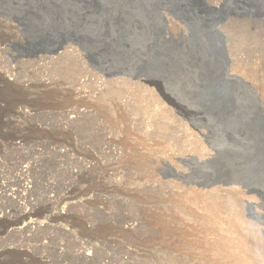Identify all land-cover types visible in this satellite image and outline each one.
Returning <instances> with one entry per match:
<instances>
[{
  "label": "rangeland",
  "instance_id": "1",
  "mask_svg": "<svg viewBox=\"0 0 264 264\" xmlns=\"http://www.w3.org/2000/svg\"><path fill=\"white\" fill-rule=\"evenodd\" d=\"M253 1L257 9L247 11ZM99 3L103 7L94 11L86 10L82 0H0V264H208L200 250L187 252L179 243L193 240L205 248L210 238L204 231L213 226L206 219L220 199L219 210L227 206L226 213H219L225 215L222 223L231 225L237 209L246 226L256 225L264 244L263 196L242 185L235 169H226L231 158L225 150L231 142L220 134L218 105L207 99V80H218L239 110L264 113V0ZM181 7L219 17L206 28L218 50L214 67L189 49L190 33L197 28ZM53 10L61 14L55 22ZM119 16L125 19L122 25L114 21ZM106 18L107 44L112 46L108 53L101 48ZM52 25L58 31L56 51L28 53L34 29ZM155 43L177 46L185 64L162 79L138 77L137 54ZM95 52L105 61L94 60ZM41 85L58 100L66 97L70 104L65 109L76 106L81 113L67 119L58 108L38 107L30 116L13 117L11 108L20 109V100L34 103ZM18 165L26 168L22 182ZM225 174L234 180L224 183L220 179ZM188 205L195 209L191 212ZM159 217L173 226L172 232L156 228L153 222ZM35 220L43 227L30 231L27 224ZM107 228L111 234L104 237L116 244L101 235ZM247 230L239 229V235ZM89 243L95 249L82 257L79 246L88 249ZM256 255L250 256L260 263Z\"/></svg>",
  "mask_w": 264,
  "mask_h": 264
},
{
  "label": "bare ground",
  "instance_id": "2",
  "mask_svg": "<svg viewBox=\"0 0 264 264\" xmlns=\"http://www.w3.org/2000/svg\"><path fill=\"white\" fill-rule=\"evenodd\" d=\"M199 12H200V14H202V15H199ZM198 12V14L197 13H193L192 14V16H190V17H187V19H189L190 20V23L192 24V25H195L196 26V28H197V30H194V31H192L191 33H190V35H191V39H192V42H191V44H190V46H189V49L190 48H192V51L195 53V56H196V59H198V60H200L201 61V63H202V61H203V63H206V65L208 66L209 65V63L211 64V66H213L214 67V64H215V59H216V57H217V55H216V53H217V46H216V43H215V41L213 40V37H212V34L210 33V31L208 30V29H206L207 27H210L211 25H213V24H215V22L214 21H216L217 20V18H219V17H217V16H213V15H209V16H207L206 14H204L205 12H206V10H200ZM207 13V12H206ZM204 14V15H203ZM211 14V13H210ZM186 21V20H185ZM189 38V37H188ZM204 43H206V45L204 44ZM203 46H202V45ZM185 49V48H184ZM219 53V52H218ZM182 54H184V53H182ZM185 54H186V52H185ZM185 57V56H184ZM184 57L182 56V55H180L179 57H178V62L179 63H181V64H185V62H184ZM219 57V56H218ZM198 67V66H197ZM207 69V68H206ZM193 70V69H192ZM198 71V70H197ZM208 73V72H207ZM215 73V72H214ZM195 74H196V72H195ZM199 74V73H198ZM201 75V74H200ZM209 76V75H208ZM218 76V75H217ZM5 77V74H3V76H2V78H4ZM219 77V76H218ZM3 80H5V78L3 79ZM2 80V81H3ZM6 81V80H5ZM218 81V80H217ZM4 82V81H3ZM2 82V83H3ZM222 81H220V83H221ZM8 83H10V82H8ZM4 84V83H3ZM5 84H7V82H5ZM45 84V83H44ZM46 85H47V83H46ZM45 85V87L43 86V85H41V87L43 88L42 90V92L40 93V96L37 98V100L34 102V103H29V102H25V101H22L21 102V100H20V102H19V100L17 101V102H19V106H20V109H18V110H13V108H11V111H12V115H13V117H18V118H24L25 116H30L31 115V112H34L35 110H36V108H38V107H43V108H48L49 107V109L50 108H55V109H60L61 110V112H62V114L67 118V119H72V118H76L78 115H79V113H81V111L76 107V106H74V107H70L69 109H65V106L66 107H68L67 105H66V103H68V105L70 104V102L68 101V100H66L65 98H60L59 100L57 99V97L56 96H53V93L47 88V86ZM222 86H224V85H222ZM4 87L6 88V85H4ZM7 87H8V85H7ZM36 87V86H35ZM27 88V87H26ZM47 88V89H46ZM78 89H80V88H78ZM41 90V89H40ZM54 92V91H53ZM67 93V92H66ZM79 93H81L80 91L78 92V94ZM55 94V93H54ZM75 94H77V93H75ZM77 94V95H78ZM72 95V94H71ZM81 95V94H80ZM80 95H79V97H80ZM83 95H84V92H83ZM86 95V94H85ZM165 96V95H164ZM70 97V96H69ZM87 97V96H86ZM90 97V96H89ZM26 98V97H25ZM76 98V97H75ZM79 99V98H78ZM89 100V99H88ZM4 101V100H3ZM28 101V100H27ZM90 102H91V100H90ZM239 102V101H238ZM75 103V102H74ZM79 103V102H78ZM80 104V103H79ZM83 104V103H82ZM12 105V104H11ZM14 105V104H13ZM78 105V104H77ZM84 105V104H83ZM86 106V105H85ZM12 107H14V106H12ZM16 107H17V105H16ZM88 108V107H87ZM38 110V109H37ZM60 110L58 111V112H60ZM9 111V110H8ZM182 116V115H181ZM64 117V118H65ZM7 118V117H6ZM186 118V117H185ZM193 121V120H192ZM13 123V122H12ZM67 123V122H66ZM24 124V123H23ZM202 131H203V129H202ZM60 132V131H59ZM62 132V131H61ZM64 132V131H63ZM127 132V131H126ZM66 133V132H65ZM30 134V133H29ZM44 134V133H43ZM60 135V134H59ZM62 135V134H61ZM201 135V134H200ZM65 136V135H64ZM69 136V135H68ZM47 137V136H46ZM133 137V136H132ZM205 137V136H204ZM127 138V137H126ZM140 138V137H139ZM123 139V138H122ZM141 139V138H140ZM22 140H24V139H22ZM28 140V139H27ZM136 140H139V139H136ZM34 141V140H33ZM68 141V140H67ZM107 141V140H106ZM57 142V141H56ZM55 142V143H56ZM139 142V141H138ZM142 142V141H141ZM3 143V142H2ZM140 143V142H139ZM7 144V143H6ZM32 144V143H31ZM142 144V143H141ZM14 145V144H13ZM30 145V144H29ZM156 145H158V144H156ZM159 145H160V143H159ZM158 145V146H159ZM164 145V144H163ZM170 145V144H169ZM15 146H17V145H15ZM66 146V145H65ZM152 146V145H151ZM146 147V146H145ZM149 147V146H148ZM164 147V146H163ZM167 147V146H166ZM165 147V148H166ZM169 147V146H168ZM17 148V147H16ZM160 148V147H159ZM165 148H163V150L165 149ZM65 149V148H64ZM136 149V148H135ZM156 150H159V149H156ZM155 150V151H156ZM212 150V149H211ZM132 151V150H131ZM165 151V150H164ZM142 152H144V151H142ZM151 152V151H150ZM154 152V151H153ZM159 152V151H158ZM215 152V151H214ZM36 153V152H35ZM59 153V152H58ZM210 153V152H209ZM62 154V153H61ZM71 154V153H70ZM143 154V153H142ZM129 155V154H128ZM131 155H133V154H131ZM157 155V154H156ZM218 155V154H217ZM66 156V155H65ZM151 156V155H150ZM79 157V156H78ZM147 157V156H146ZM130 158V157H129ZM78 159V158H77ZM214 159V158H213ZM90 160V159H89ZM141 160V159H140ZM152 160V159H151ZM24 161V160H23ZM26 161V160H25ZM82 161V160H81ZM80 161V162H81ZM85 161V160H84ZM134 161V160H133ZM137 161H139V160H137ZM5 162V161H4ZM32 162V161H31ZM141 162V161H140ZM147 162H148V160H147ZM133 163V162H132ZM150 163V162H149ZM14 164V163H13ZM13 164H12V166H13ZM95 164H97L96 162H95ZM133 164H136V163H133ZM144 164V163H143ZM143 164H140L141 166L140 167H142V165ZM1 165V164H0ZM139 165V164H138ZM149 165V164H148ZM151 165V164H150ZM129 166V165H128ZM29 167H30V165H29ZM28 168V167H27ZM84 169V168H83ZM87 169V168H86ZM127 169H129V168H127ZM132 169V168H131ZM137 169H138V167H137ZM133 170H135V169H133ZM91 171V170H90ZM153 171V170H152ZM17 172L19 173V175L20 176H23V178H19L20 179V181L22 182L23 181V179H24V177H25V172H26V168L24 167V166H22V165H18V169H17ZM16 172V173H17ZM87 172V171H86ZM136 173V172H135ZM138 173V172H137ZM144 174V173H143ZM148 174H149V172H148ZM151 174V173H150ZM154 174V173H153ZM6 175V174H5ZM74 175V174H73ZM89 175V174H88ZM152 175V174H151ZM121 177V176H120ZM132 177V176H131ZM143 177H145V175L143 176ZM135 178V177H134ZM142 178V177H141ZM149 178V177H148ZM153 178H154V176H153ZM130 179V178H129ZM136 179H137V176H136ZM136 179H134V180H136ZM128 180V179H127ZM127 180H125V181H127ZM133 180V181H134ZM146 180V179H145ZM147 180H149V179H147ZM153 180H155V179H153ZM152 180V181H153ZM19 181V180H18ZM102 181V180H101ZM129 181V180H128ZM140 181V180H139ZM144 181V180H143ZM152 181L150 182V183H152ZM15 183V182H14ZM20 183V182H19ZM124 183V182H123ZM131 183H133V182H131ZM137 183V182H136ZM145 183V182H144ZM26 184V183H25ZM153 184V183H152ZM11 185V184H10ZM93 185V184H92ZM142 185H144V184H142ZM19 186V185H18ZM21 186V185H20ZM17 187V186H16ZM22 187V186H21ZM105 187V186H104ZM151 187V186H150ZM237 187V186H236ZM263 187V186H262ZM95 188V187H94ZM93 188V189H94ZM106 188V187H105ZM122 188V187H121ZM226 188V187H225ZM239 188V187H238ZM90 189H91V187H90ZM116 189V188H115ZM194 189V188H193ZM231 189H232V187H231ZM100 190H102V189H100ZM106 190V189H105ZM131 190H133V189H131ZM198 190V189H197ZM215 190V189H214ZM241 190V189H240ZM81 191V190H80ZM87 191V190H86ZM89 191V190H88ZM95 191V190H94ZM151 191V190H150ZM201 191V190H200ZM199 191V192H200ZM221 191V190H220ZM219 191V192H220ZM243 191V190H242ZM79 192V191H78ZM98 192V191H97ZM210 192H212V191H210ZM214 193L213 194H215V191H213ZM235 192V191H234ZM16 193V192H15ZM70 193V192H69ZM101 193V192H100ZM189 193V192H188ZM187 193V194H188ZM198 193V192H197ZM223 193V192H222ZM94 194V193H93ZM184 194V193H183ZM192 194H194V193H192ZM210 194V193H209ZM212 194V195H213ZM219 194V193H218ZM241 194H243V195H245L244 193H241ZM240 194V195H241ZM18 195H20V196H22V194L20 193V192H18ZM17 195V196H18ZM81 195V194H80ZM131 195V194H130ZM134 195V194H133ZM199 195V194H198ZM226 195V194H225ZM70 196V195H69ZM170 196V195H169ZM183 195H181V198H182V200L184 199L183 197H182ZM186 196V195H185ZM218 196H220V195H218ZM140 197V196H139ZM144 197V196H143ZM187 197V196H186ZM185 197V198H186ZM189 197V196H188ZM212 197V196H211ZM214 197V196H213ZM224 196H222V198H223ZM230 197V196H229ZM252 197V196H251ZM250 197V199H252ZM136 198V197H135ZM178 198V197H177ZM177 198H176V202H177ZM181 198H180V200H179V202H182L181 201ZM195 198V200H196V202L197 203H199L200 202V198H197V197H194ZM216 198H220V197H216ZM242 198V197H241ZM19 199V198H18ZM88 199V198H87ZM141 199V198H140ZM188 199V198H187ZM187 199H185V200H183V201H188L187 203H189L190 201L189 200H187ZM193 199V198H192ZM214 199V198H213ZM239 199V198H238ZM243 199V198H242ZM93 200V199H92ZM171 200H173V199H171ZM208 200V199H207ZM230 200V199H229ZM241 200V199H240ZM26 201V200H25ZM86 201V200H85ZM87 201H89V200H87ZM137 201V200H136ZM213 201V202H212ZM216 201V200H215ZM220 201H221V199H220ZM220 201H216L217 202V208L219 207L218 206V204H219V202ZM223 201V200H222ZM227 201V200H226ZM90 202V201H89ZM92 202V201H91ZM99 202H100V200H99ZM102 202V201H101ZM174 202V201H173ZM175 202V203H176ZM211 202L212 203H216V202H214V200H212V198H211ZM86 203V202H85ZM145 203V202H144ZM178 203V202H177ZM182 203H184V202H182ZM225 203V202H224ZM100 204H102V203H100ZM222 204V203H221ZM72 205V204H71ZM103 205V204H102ZM182 205V204H181ZM185 205V204H184ZM183 205V206H184ZM187 205V204H186ZM190 205H191V202H190ZM183 206H181V208L183 207ZM71 207V206H70ZM189 207V205L187 206V208ZM214 207V206H213ZM222 207V206H221ZM220 207V208H221ZM226 207L227 206H225V209H223L222 210V208H221V210L222 211H224L225 212V210H226ZM231 207H233V205L231 206ZM69 208V207H68ZM178 208H180V207H177V209ZM184 208H186V207H184ZM191 207H189V209H190ZM192 208H194V207H192ZM190 209L191 210V212L193 211V209ZM200 208V207H199ZM216 208V210L215 211H213V209L212 208H210L213 212L211 213L210 211H209V209H207L210 213V215H208L209 216V219H206V220H208V221H211L213 224H211V225H213V226H211V227H209V228H207V226L206 225H204L203 223H201L200 225H204V227L206 226V228H207V230H205L204 232H206L207 231V233H204L205 234V236H207L208 238H210V239H208L209 240V242L205 245V248H202L201 246V244L199 245V243L198 242H195V241H191V240H189V241H182V242H180L179 243V245L183 248V249H185V251H187V252H189V249L191 250V248L192 247H195L196 249H194L195 251L196 250H200V255L202 256L201 258V260H203L204 262H206V263H208V264H264V247H263V243L259 240V238H260V236L258 235V233H256L255 232V227H256V225H254V224H252V223H248L247 222V226L244 224V221H243V219H242V217H241V215L240 214H242V213H240L239 211H236V210H232V213H231V217H230V219L232 220V224L231 225H229L228 223H222V218H221V216L219 215V213L221 214V212L222 211H220L219 210V208L217 209ZM234 208H236V207H234ZM70 209V208H69ZM195 209V208H194ZM187 210V209H186ZM200 210H202V209H200ZM29 211V210H28ZM172 211V210H171ZM179 211H183V209H181V210H179ZM185 211V210H184ZM184 211L182 212V214L184 213ZM226 213V212H225ZM170 214V213H169ZM188 213L186 212V215H187ZM190 214V213H189ZM246 214V213H245ZM152 215V214H151ZM158 215V214H157ZM157 215H155V216H157ZM167 215V214H166ZM185 215V216H186ZM21 216V215H20ZM62 216V215H61ZM69 216V215H68ZM146 216V215H145ZM154 216V217H155ZM188 216V215H187ZM205 215L203 214V217H204ZM207 216V215H206ZM40 217V216H39ZM39 217H37L38 219H39ZM82 217V216H81ZM223 219H224V217H225V215H224V213H223ZM245 217V216H244ZM57 218V217H56ZM160 218L161 217H159V220H158V218L156 219V222H155V220H154V224H155V226H156V228H158L159 230H162L163 228H164V230H163V232H167V233H169V232H172L171 230H172V227L173 226H171V225H169L170 223L168 222V224L167 225H165V223L163 224L162 222H160ZM168 218H170V217H168ZM185 218H187V217H185ZM189 218V217H188ZM187 218V219H188ZM197 218V217H196ZM206 218H208V217H206ZM64 219V218H63ZM146 219H148V218H146ZM152 219V218H151ZM164 219V218H163ZM166 219V218H165ZM164 219V220H165ZM201 219H203V218H201ZM150 220V219H149ZM162 220V219H161ZM163 220V221H164ZM171 220H173V218H171ZM192 220V219H191ZM200 220V219H199ZM204 220V219H203ZM227 220V219H226ZM150 221H152V220H150ZM167 221H169V220H167ZM166 221V222H167ZM190 221V220H189ZM224 221V220H223ZM90 222V221H89ZM192 222V221H191ZM198 222V221H197ZM201 222V221H200ZM28 223V222H27ZM173 223V221L171 222V224ZM208 223V222H207ZM210 223V222H209ZM246 223V222H245ZM42 223H41V221H38V220H35V221H32V223H28L27 225H28V229L30 230V231H38V230H40L41 229V225ZM93 224V223H92ZM43 225H44V227H49V226H47L46 225V223L44 224L43 223ZM80 225V224H79ZM82 225V224H81ZM80 225V226H81ZM153 225V224H152ZM179 226V224H176V226ZM154 226V225H153ZM154 226V227H155ZM43 227V226H42ZM79 227V226H78ZM86 227V226H85ZM175 227V226H174ZM198 227V226H197ZM73 228V227H72ZM77 228V227H76ZM82 228V227H81ZM89 228V227H88ZM109 228V227H108ZM108 228L107 229H102V231L100 232L101 233V235L104 237V236H106V235H108V234H111L109 231H107L108 230ZM111 228V227H110ZM129 228V227H128ZM155 228V229H156ZM201 228V227H200ZM244 228H247L248 230H247V232H248V234L245 232L244 234H240L239 235V229H244ZM258 228V227H257ZM263 228V227H262ZM27 229V230H28ZM37 229V230H36ZM123 229V228H122ZM127 229V228H126ZM187 229V228H186ZM260 229V228H259ZM14 230V229H13ZM19 231H20V228L18 229ZM118 231V230H117ZM188 231V230H187ZM203 231V230H202ZM258 231V230H257ZM261 231V230H260ZM94 232H95V230H94ZM119 232V231H118ZM198 232H199V230H198ZM92 233V232H91ZM96 233V232H95ZM79 234V233H78ZM87 234V233H86ZM181 234V233H180ZM183 235H184V232L182 233ZM196 234H198V233H196ZM203 233H201L200 234V238H201V235L203 236L204 235ZM117 235V234H116ZM157 235V234H156ZM171 235V234H170ZM182 235V236H183ZM214 235H216V236H214ZM82 236V235H81ZM187 236V235H186ZM186 236H184V237H186ZM198 236V235H197ZM160 237V236H159ZM199 237V236H198ZM188 237H186V239H187ZM205 238V237H204ZM181 239V238H180ZM190 239V238H189ZM192 239V238H191ZM193 239H195V238H193ZM104 240L105 241H110V242H114L115 244H116V242L117 241H114V240H110V238H107V237H104ZM129 240V239H128ZM156 240V239H155ZM161 240V239H160ZM195 240H197V239H195ZM200 239H198V241H199ZM207 240V241H208ZM158 241V240H157ZM163 241V240H162ZM166 241V240H165ZM168 241H170V240H168ZM200 241H202V240H200ZM204 241V240H203ZM261 243V248H258V246H257V244L256 243H259V242ZM99 242V241H98ZM104 242V241H103ZM142 242H144V241H142ZM131 243V242H130ZM140 243V242H139ZM145 243H146V241H145ZM87 244V243H86ZM90 244V243H89ZM138 244V243H137ZM154 244V243H153ZM146 245V244H145ZM254 245H256V246H254ZM169 246V245H168ZM95 246H93V244H90V246L88 247V249L87 248H85V247H83V246H79V249H78V253L79 254H81V256L82 257H89V256H91L90 255V253L95 249L94 248ZM167 247V246H166ZM173 247V246H172ZM251 248V250L253 251V253L251 254L250 252H252V251H250L249 252V249ZM167 249H168V247H167ZM180 249V248H179ZM178 249V250H179ZM202 249V250H201ZM254 249H257V250H254ZM263 249V250H262ZM87 250V251H86ZM193 250V249H192ZM261 250V251H260ZM130 251V250H129ZM134 251V250H133ZM184 251V252H185ZM194 251V252H195ZM205 251L208 253V254H205ZM183 252V253H184ZM191 252V251H190ZM196 252H198V251H196ZM94 253V252H93ZM193 253V252H192ZM152 254H154V252L152 253ZM189 254V253H188ZM194 254V253H193ZM253 254H259V259H260V263H257L256 261H257V259L255 258V260L253 259V257H251ZM84 255V256H83ZM94 255V254H93ZM145 255V254H144ZM197 255V254H196ZM251 255V256H250ZM199 256V255H198ZM153 257V256H152ZM160 257V256H159ZM255 257V256H254ZM256 257H257V255H256ZM193 258V257H192ZM199 258V257H198ZM198 258H196V259H198ZM163 259V258H162ZM202 261V262H203ZM156 262V261H155ZM166 263H167V261H165ZM200 262V261H199ZM157 263H159V262H157ZM165 263V264H166ZM173 263V262H172Z\"/></svg>",
  "mask_w": 264,
  "mask_h": 264
},
{
  "label": "water",
  "instance_id": "3",
  "mask_svg": "<svg viewBox=\"0 0 264 264\" xmlns=\"http://www.w3.org/2000/svg\"><path fill=\"white\" fill-rule=\"evenodd\" d=\"M82 1L86 10L92 9L98 11L103 7L100 5L99 0ZM247 5V11L253 12L257 9L255 1ZM179 9L186 18L193 14L191 8L181 7ZM53 13V20L55 22L60 19L61 14L54 10ZM104 21L106 22V29L103 33L105 46L101 48L104 52L108 53L112 49V46L107 44L110 40L108 38V23L110 21L108 18L104 19ZM114 21L122 25L125 19L119 16L118 18H114ZM56 26L35 28L34 33L32 32L31 34L30 43L26 47V51L28 53L56 51L59 43L56 38L57 36H55L58 32ZM179 52V48L174 44L157 45L155 43L153 46L148 47L146 51L138 52L137 55L140 61L135 66L134 73L138 77L145 76L152 79L168 77L172 74V71H176L177 66H181L178 62ZM95 54H92L94 60L105 61L104 58H97L102 55L101 52H95ZM120 54L123 53L121 52ZM207 83L210 88L207 99L210 103L213 102L212 104L218 105L216 109L221 121L220 134L226 136L231 142V145L227 146L225 150V153L231 158L229 164L226 165V169L230 170V172L235 169L236 173H234L238 181L247 188H250V190L261 193L264 199V191H261V188L264 187V113L251 115L239 110L231 103L230 95L223 91L219 82L207 80ZM231 178H233L232 174H225L220 180L224 183H230L234 180Z\"/></svg>",
  "mask_w": 264,
  "mask_h": 264
}]
</instances>
